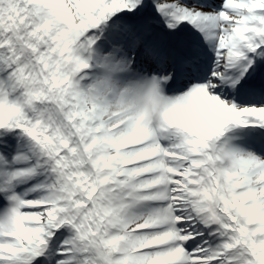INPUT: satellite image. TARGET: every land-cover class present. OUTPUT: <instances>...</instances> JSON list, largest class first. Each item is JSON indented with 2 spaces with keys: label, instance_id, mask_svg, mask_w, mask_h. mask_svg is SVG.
I'll return each instance as SVG.
<instances>
[{
  "label": "snow or ice",
  "instance_id": "6c2138e0",
  "mask_svg": "<svg viewBox=\"0 0 264 264\" xmlns=\"http://www.w3.org/2000/svg\"><path fill=\"white\" fill-rule=\"evenodd\" d=\"M0 264H264V0H0Z\"/></svg>",
  "mask_w": 264,
  "mask_h": 264
}]
</instances>
